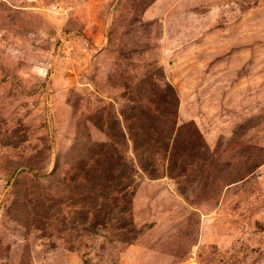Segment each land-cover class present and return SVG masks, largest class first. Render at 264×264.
Wrapping results in <instances>:
<instances>
[{"label":"rangeland","instance_id":"obj_1","mask_svg":"<svg viewBox=\"0 0 264 264\" xmlns=\"http://www.w3.org/2000/svg\"><path fill=\"white\" fill-rule=\"evenodd\" d=\"M0 264H264V0H0Z\"/></svg>","mask_w":264,"mask_h":264}]
</instances>
